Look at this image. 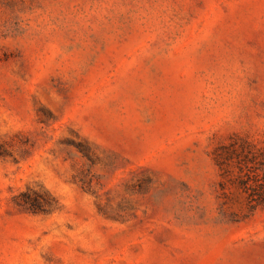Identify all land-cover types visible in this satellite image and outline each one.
Returning a JSON list of instances; mask_svg holds the SVG:
<instances>
[{
	"label": "rangeland",
	"instance_id": "rangeland-1",
	"mask_svg": "<svg viewBox=\"0 0 264 264\" xmlns=\"http://www.w3.org/2000/svg\"><path fill=\"white\" fill-rule=\"evenodd\" d=\"M263 179L264 0H0V264H264Z\"/></svg>",
	"mask_w": 264,
	"mask_h": 264
},
{
	"label": "trees",
	"instance_id": "trees-1",
	"mask_svg": "<svg viewBox=\"0 0 264 264\" xmlns=\"http://www.w3.org/2000/svg\"><path fill=\"white\" fill-rule=\"evenodd\" d=\"M241 184L247 189L248 186L247 183H244L242 181ZM255 186L261 190L260 193L255 194L251 192L248 194V197L250 198L251 201H255L257 204H264V181L261 184L255 183L254 187Z\"/></svg>",
	"mask_w": 264,
	"mask_h": 264
}]
</instances>
